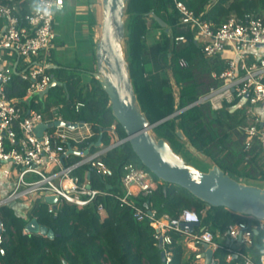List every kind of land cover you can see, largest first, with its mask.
Segmentation results:
<instances>
[{"label": "trees", "instance_id": "1", "mask_svg": "<svg viewBox=\"0 0 264 264\" xmlns=\"http://www.w3.org/2000/svg\"><path fill=\"white\" fill-rule=\"evenodd\" d=\"M180 1H183L198 16L215 25L222 24L232 15L245 17L248 14H253L264 17V0ZM131 4L132 0H129L127 13ZM22 5H24V11L29 10L26 1L22 2ZM151 12H155L157 16L161 17L168 24L171 32L173 50L170 55L177 61L176 73L179 93L177 100L169 96L168 100L160 102L153 91L151 74L153 59L150 50L141 41V36L147 29L146 18L152 17ZM132 16V21L126 28L128 31L126 55L130 73L142 111L151 122H157L175 111L187 107L200 95L215 86L217 82L211 79V72L223 69L224 61L211 60L204 56L199 45L195 42L193 32L185 30L179 25V13L175 8L174 0H135ZM152 19L157 26L162 28L153 17ZM162 29L166 32L164 28ZM180 35H185L186 40L177 43L175 37ZM181 58L186 59L190 65H194L197 69L203 67L204 75H208L211 82L201 80V76L197 74V71H194L193 67H180L179 60ZM196 62H199L198 67L193 64ZM18 70L21 68L19 67ZM49 72L57 73L58 80L64 85L53 87L44 98L38 96V104L23 100L28 82L23 81L18 73L6 86L8 96L21 100L26 111L30 108L37 109L46 119L52 118L51 110L55 108L66 122L91 125L93 131L91 136L78 142L68 139L63 143L66 147L95 150L100 138H102L101 144L109 145L111 142L109 131L114 124L119 136L126 137L124 129L112 113L107 94L95 77L91 76V80L82 86V78L74 71L66 73L65 70L49 69ZM77 102L84 103V107L79 112L74 109ZM175 104H177V108ZM236 105L237 101L227 104L220 112L213 111L209 105H198L185 109L174 117H179L184 135L198 152H205L214 164L218 165L226 174L243 182L240 177H253L242 173L237 164L233 165L229 162L228 155H225V137L213 136L204 124L207 110L217 115L213 122L219 125L228 124L229 121L235 119V116L239 117V122L244 124L242 110L234 108ZM169 119L158 124L156 128L159 130L168 125ZM49 130L53 132L55 129ZM86 131L87 129L79 130V136L86 134ZM163 139L168 142L167 137L164 136ZM255 147L263 152L259 144L255 143L251 149ZM103 160L113 169V176L102 178L95 171H91L90 180L94 189L107 191L109 193L107 196L97 198L93 205L85 209H78L65 203L58 207L56 214H50L48 212L49 203L42 200H37L30 208V218L36 219L40 225L52 230L53 238L36 233H26L25 227L28 221L16 214L10 205L0 206V219L4 225L3 235L6 238L3 245L5 254L0 255V264H163L161 250L156 245L155 229L152 223L149 220L137 221L133 217L132 210L117 199V196L122 193L121 178L125 164L134 163L147 171L149 170L139 160L128 141L110 150ZM83 172L82 169L79 174L83 176ZM152 176L155 180L160 181V184L151 195L140 196L135 202L144 208L156 209L159 216L168 214L172 217H179L183 210L190 209L199 213L202 217V225L215 233H223L229 226L242 221L248 224L254 223V220L232 213L226 208L211 207L187 189L166 183L153 174ZM256 180L264 182V169ZM244 183L260 186L257 183ZM99 201L103 203L101 211L96 209ZM171 236L173 239L172 259L169 264H198L199 259H185L184 247L177 242L179 235L172 232ZM256 237L259 238L260 235ZM198 246L201 250L203 249L200 244ZM226 254L225 250L216 251L214 254L215 263L241 264L239 258L227 262Z\"/></svg>", "mask_w": 264, "mask_h": 264}, {"label": "built area", "instance_id": "2", "mask_svg": "<svg viewBox=\"0 0 264 264\" xmlns=\"http://www.w3.org/2000/svg\"><path fill=\"white\" fill-rule=\"evenodd\" d=\"M24 1L29 6L27 11L22 5ZM174 4L179 13V25L193 32L204 56L224 61L223 69L211 72V78L217 84L187 107L179 109V113L198 105H209L213 111L220 112L227 104L237 101L234 108L241 109L244 117L241 129L245 148L251 149L257 143L264 153V17L232 15L222 24L215 25L198 16L183 1L174 0ZM63 6L64 0H32L31 3L30 0H0V164L9 163L17 171L14 188L0 200V206L21 201L31 208L37 200L47 202L48 196L55 195L57 206L49 204L48 212L56 214L58 207L65 203L85 209L97 198L109 194L92 187L90 172L95 171L102 178L113 176V169L103 157L125 143L116 142L115 124L109 131V145L100 144L95 150L66 147L63 145L66 140H80L62 132V128L70 131L87 129L86 134L91 136V125L76 122L78 126L74 129L58 126L53 132L46 129L39 134V125L64 121L58 110L53 108L52 118L46 119L35 108L26 111L21 100L10 98L6 92L7 84L18 73L28 82L23 100L39 103V94L54 80L49 72V61L56 13ZM185 40V35L175 37L177 43ZM180 64L186 66L187 62L181 59ZM83 107L84 103L77 102L74 109L79 112ZM82 169L83 176L79 174ZM122 170V193L117 199L132 210L137 221L152 223L156 245L164 251L166 264L172 259V232L179 235V244L193 251H200L198 245L205 243L214 254L225 250L227 262L239 258L241 264H264V220L250 218L254 223L242 221L229 226L223 233H215L202 225L199 213L190 209L183 210L179 217L159 216L156 209L144 208L135 200L151 195L160 181L134 163L125 164ZM96 209L101 211L103 203L99 201ZM182 223L199 226L190 231L183 229ZM1 228L0 255H4L3 223Z\"/></svg>", "mask_w": 264, "mask_h": 264}, {"label": "water", "instance_id": "3", "mask_svg": "<svg viewBox=\"0 0 264 264\" xmlns=\"http://www.w3.org/2000/svg\"><path fill=\"white\" fill-rule=\"evenodd\" d=\"M129 0H100L102 21L100 24V39L96 44V71L93 73L107 94L112 113L125 131L126 137L121 138L113 131L117 143L129 142L142 164L160 180L187 189L198 199L211 207H223L240 216L264 220V186L240 182L226 174L218 165L204 172L188 164L181 154L176 153L163 138H157L153 128L179 113L151 122L142 111L133 85L130 66L126 55V18ZM150 15L166 32H170L168 24L155 12ZM57 68L56 65H54ZM64 83L54 79L48 88L39 94L44 98L55 86ZM67 126L74 129L77 123L55 121L48 126L41 124L37 131L42 134L46 129ZM184 140V136L178 133ZM102 143V138L97 145ZM190 148L197 151L190 143ZM79 154L78 152H75ZM47 203L55 207L58 197L48 196ZM2 221L0 219V234ZM199 224L182 223L183 229L193 231ZM26 233H36L53 238L54 232L32 219L25 227ZM204 253L200 256L204 264H216L214 253L205 243H201ZM161 259L166 264V256L161 251ZM67 264V263H65Z\"/></svg>", "mask_w": 264, "mask_h": 264}, {"label": "rangeland", "instance_id": "4", "mask_svg": "<svg viewBox=\"0 0 264 264\" xmlns=\"http://www.w3.org/2000/svg\"><path fill=\"white\" fill-rule=\"evenodd\" d=\"M134 9L135 0H132L130 10L127 13L126 28L132 21ZM146 27V32L141 36V41L145 43L146 47L150 50L149 52L153 59L151 69L154 87L153 91H155V95H157V98L160 102H165L168 100L169 96L177 100L179 95L176 73L177 61H175L174 57L170 55L173 50L171 32L167 33L162 28L157 26L154 23L152 17L146 18ZM126 35H128L127 29ZM180 60V67H193L195 68L194 71H197V74L201 76V80L205 82H211L209 76L204 75L203 67H201V69H197L194 67V65H190L186 59L187 65L181 66ZM198 63L199 62L193 64H196L195 66L198 67ZM75 74L82 78V86H85L91 80V77L86 75L84 76L82 73L75 72ZM175 107L177 108V104H175ZM215 118H217V115L207 110L204 119L206 128L209 130L210 134L215 137H225V155H228L227 157L229 162L233 165L237 164L242 173L253 177H240V180L243 182L257 183L260 186H264V182H257L256 180V178L259 177L260 172L264 169V154L258 147H255L254 149L245 148L244 136L241 129L243 124L239 122V117L235 116L233 121H229L228 124L224 126L213 122ZM168 121L169 124L162 129L158 130L156 126L153 128V132L156 134V136L159 138H164V136L167 137L168 142L172 146L173 150L176 153L181 154L188 164H191L204 172L211 169L213 165H215L212 159L205 152L193 151L190 148V145L188 144L189 139L183 133V130L180 126L179 117L170 118ZM61 131L72 136H75L77 133H79V130L70 131L64 128H62ZM178 133L184 135V140L180 139ZM167 134H169V136H166ZM16 211L19 212L18 210ZM20 216L25 218L28 223L32 220L30 218L29 212L25 214L23 213ZM184 250V256L186 260H192L196 258L199 259L197 261L198 264H204V259H201L198 255L200 251H193L187 247H184Z\"/></svg>", "mask_w": 264, "mask_h": 264}, {"label": "crops", "instance_id": "5", "mask_svg": "<svg viewBox=\"0 0 264 264\" xmlns=\"http://www.w3.org/2000/svg\"><path fill=\"white\" fill-rule=\"evenodd\" d=\"M101 21L100 0H64L63 8L56 13L55 17V36L49 69L65 70L66 73L74 71L84 76H93L96 71V44L100 39ZM52 75L58 80L57 73ZM89 135L90 133L75 138L81 140ZM16 175L17 171L13 165L0 164V200L14 188ZM9 205L18 215L30 211V205L25 202L19 201ZM202 253L204 248L198 255L201 256Z\"/></svg>", "mask_w": 264, "mask_h": 264}, {"label": "bare ground", "instance_id": "6", "mask_svg": "<svg viewBox=\"0 0 264 264\" xmlns=\"http://www.w3.org/2000/svg\"><path fill=\"white\" fill-rule=\"evenodd\" d=\"M74 137L78 138L79 137V134L77 133V135H75Z\"/></svg>", "mask_w": 264, "mask_h": 264}]
</instances>
